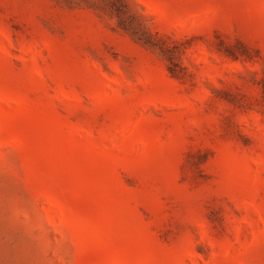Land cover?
<instances>
[{
  "label": "rangeland",
  "instance_id": "rangeland-1",
  "mask_svg": "<svg viewBox=\"0 0 264 264\" xmlns=\"http://www.w3.org/2000/svg\"><path fill=\"white\" fill-rule=\"evenodd\" d=\"M0 264H264V0H0Z\"/></svg>",
  "mask_w": 264,
  "mask_h": 264
}]
</instances>
